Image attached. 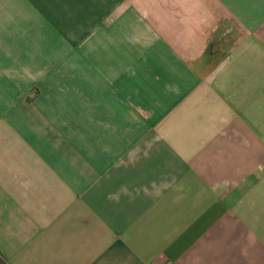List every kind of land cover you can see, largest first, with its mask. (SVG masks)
Wrapping results in <instances>:
<instances>
[{"label":"crops","instance_id":"obj_1","mask_svg":"<svg viewBox=\"0 0 264 264\" xmlns=\"http://www.w3.org/2000/svg\"><path fill=\"white\" fill-rule=\"evenodd\" d=\"M0 264H264V0H0Z\"/></svg>","mask_w":264,"mask_h":264}]
</instances>
